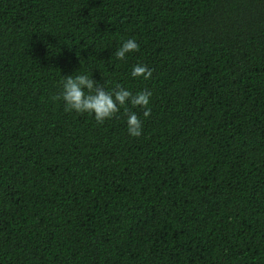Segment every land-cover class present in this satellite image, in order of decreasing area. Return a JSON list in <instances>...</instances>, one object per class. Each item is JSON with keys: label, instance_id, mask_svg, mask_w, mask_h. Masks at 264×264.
Instances as JSON below:
<instances>
[{"label": "trees", "instance_id": "16d2710c", "mask_svg": "<svg viewBox=\"0 0 264 264\" xmlns=\"http://www.w3.org/2000/svg\"><path fill=\"white\" fill-rule=\"evenodd\" d=\"M0 264H264V0H0Z\"/></svg>", "mask_w": 264, "mask_h": 264}]
</instances>
